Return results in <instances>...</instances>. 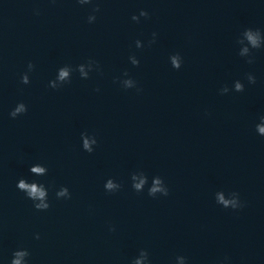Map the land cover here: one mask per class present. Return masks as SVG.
<instances>
[{
    "label": "clouds",
    "instance_id": "9594fccd",
    "mask_svg": "<svg viewBox=\"0 0 264 264\" xmlns=\"http://www.w3.org/2000/svg\"><path fill=\"white\" fill-rule=\"evenodd\" d=\"M82 2H88V3H89L90 0H82ZM96 11H99V9L97 8ZM140 16L147 17V16H148V13H147L146 11H143V10H142V11L140 12ZM90 19H95V17H94V16H93V17H90ZM132 19H133L134 21H138V20H139V17L134 15V16L132 17ZM153 35L155 36V33H154ZM248 38H249V40H251L252 43L255 45L256 41H255V39L253 38V36H252L251 34H249ZM172 65H173L174 68H177V69H179V67H180V65H179V63H178V61H177V59H176L175 57L172 58ZM60 76H61V78H64L65 76H67V72H63V71H62V72L60 73ZM23 81H24V83H27V82H28V79H27L26 76L23 78ZM239 87H240V85H237V88H239ZM23 107H24L23 104H21V105L16 109V111L12 113V116H15V115H16V112H20V111H22V110H23ZM260 131H261V132H264V128H261ZM84 147H85L86 149H88L89 151H91V149L89 148V144H88V141H87V140H85V142H84ZM33 171H35V172H40V171H43V170L40 169V168H34ZM142 184H143V181L141 182V184H137V185H135V188H136L137 190H139V189L142 187ZM159 184H160V181H159V180L155 181V186L152 187V188L150 189V193H149L150 195H151V194H154V193L157 192V191H161V190H162V189L159 187ZM18 187H19L20 189H25V190H27V191L29 192V194L32 195V196H37V195H39L40 197H43V195H44V193L41 192V191L36 187L35 184L29 185V184L24 183V181H20V183L18 184ZM106 187L109 188V189H111V188L114 187V185L111 183V181H109V183L106 185ZM167 194H168V193L165 192V195H167ZM221 199H222V198H221ZM223 203L227 206V205L229 204V201H223ZM48 207H49V206L46 205V204H45V205H36V208H38V209H39V208L47 209ZM233 207H237V205H236L235 203H233ZM37 238H39V237H37ZM20 255H23V253H16V256H20ZM11 264H20V260H19V259H14V260L11 261Z\"/></svg>",
    "mask_w": 264,
    "mask_h": 264
}]
</instances>
